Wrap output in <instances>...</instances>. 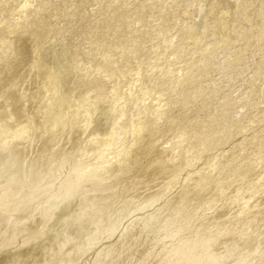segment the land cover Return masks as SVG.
<instances>
[{
	"label": "rangeland",
	"instance_id": "374dc122",
	"mask_svg": "<svg viewBox=\"0 0 264 264\" xmlns=\"http://www.w3.org/2000/svg\"><path fill=\"white\" fill-rule=\"evenodd\" d=\"M5 1L6 4H4ZM13 1L18 2L14 3ZM20 1L22 0H0V16L2 18L14 16L13 12L18 7L16 4L18 5ZM31 1L32 10L35 11L29 14L28 20L20 30L13 31L12 33L0 30V42L3 45H10L11 47L10 53L0 58V95L5 93L6 88L11 85H13L11 97L17 93L24 94L23 105L22 108L20 107V111L18 110L19 112L14 110L15 108H13V111L10 109L11 113L4 112L3 108H7L4 105L10 102V100L7 99L8 101H6L0 98V124L2 122L5 125H2L3 128L6 127L5 129H8L9 132L12 129L15 130V127L17 128L15 124L20 122L30 123L32 127H29V130L26 128L27 130L23 135H27L26 139L22 136L19 145L0 149V186L7 182L5 178H8L7 176L9 174L13 175V173L8 171L9 169L7 170V167H13V160L6 157L10 149L14 157L21 155L19 156L22 159L20 161L21 163L17 162L16 167L26 168L25 174L18 175L21 176V181L16 183L17 186L16 184L14 185L15 189L13 188V190L17 189L16 191H19L17 193L20 195L21 200L19 198V202H16L18 204L14 203L15 201L12 202L11 205L14 207L10 206L4 209L6 214L3 212L6 216L7 213L10 215V221L8 225H5V223L0 224V246L1 241L6 243L4 245L2 242V247H0V264H54L57 260L63 259L64 256H66L64 258L69 256L68 259H73L72 262L70 260L71 264H100L102 259L104 262L101 264H158L161 261L163 262L160 264H181L184 260H189L191 262L189 264H193V262H195L194 264H263L264 68H259L258 62L264 54V46H262L264 43H261L260 47L257 46L259 39L263 36L264 27L255 18L253 19L255 22L253 20L252 22L247 17V14L256 12L257 8L260 9L264 4V0H238L240 7L239 13L236 12L235 14L230 12L222 13V15L212 13L208 15L205 18L206 20H203L207 24L206 32L199 40L196 39L199 34L197 31H192L193 33L189 32L192 34H188V30L194 28L195 21L193 17L199 14V11L205 6V0H202V2L201 0ZM179 2L181 3L180 5ZM186 9H190L192 12L186 15ZM243 11L244 13H241ZM249 16L252 19V16ZM105 18L107 21L111 20L114 26L113 30L110 28L108 32H103V30H106L104 26L106 23ZM218 19L222 21L220 22ZM225 26H227V30H231L235 35L234 39L236 41L234 43H229V41L227 42L225 40L227 35H225L226 29L224 32ZM164 27L167 29L168 37H171L173 40L175 39L171 45L172 48L169 47L167 49L163 46L165 44L160 33ZM88 32L90 35L93 32L91 35L93 38ZM28 37L32 39L30 40L31 44H23ZM118 38L127 39L125 41L129 49L127 47H120L117 52L114 51V56L111 54L104 61L102 59L103 57H100L101 52H98L99 54L97 53L99 46H104L101 39L107 40L109 50H112L113 44L121 41ZM113 40H115V43L112 42ZM178 45H181L179 46V50ZM243 46H246L247 50L242 56L240 55L241 50L239 49ZM156 47L159 51L158 56H156L157 50H154ZM0 50L2 51V49ZM161 52L163 53L162 55ZM190 52L192 55H190ZM0 53V56H2V52ZM69 53L73 54L72 57L76 55L71 58V61L72 59L77 60L76 64L70 65L69 63L71 61L67 64L60 63L61 65L53 62L55 61L54 58L57 56L60 57L59 54L62 56L65 54L68 55ZM213 54L215 55L212 56ZM101 62L102 64H100ZM149 62L152 64L151 66ZM131 63L135 65H131ZM100 66L101 68H99ZM127 66L130 68L128 69ZM132 70L137 71L132 74L134 78L131 75L125 80H143L140 84L135 85L130 90L127 84L114 86V82L120 80L123 73ZM252 76H255L254 78L256 79L261 78L262 81L253 80ZM106 77L110 80L108 81ZM51 80H56L57 88H51ZM104 81L106 84L108 83V86ZM181 82H184L185 85ZM85 83L86 85L84 86ZM205 83L217 84L216 86L214 84L217 91L213 85L207 91L209 87H206L205 85L207 84ZM82 85L83 87L81 88ZM103 85H105V88ZM112 87L114 88L113 90ZM186 87L188 88L186 89ZM102 88L103 91H101ZM211 88L214 89L211 90ZM184 89H186L188 95ZM38 94L41 96L39 97ZM155 96H157L156 99ZM40 101L42 103H39ZM119 101H122V105ZM233 102L234 104H232ZM239 103L243 105L241 110L238 106ZM220 105H223L224 108ZM117 106L118 111L115 110ZM151 106V111L143 113L144 115L140 114L142 110H147L146 108ZM40 107H42V110ZM104 113L109 117L111 115V120H114H112L113 122H109L108 129L103 132V130H100L99 125L101 120H103ZM131 118L136 119L138 124ZM126 119L128 120V124L130 126L132 125L131 127L134 131L137 129L134 127H139L140 124L142 128V123L149 126L147 128L143 125V130L139 127L137 130H142H140V134L135 132V135H133V139L136 140L138 138L137 142L140 144H137L134 140V143L131 142L128 144L130 142L128 140L123 146L125 150H121L114 143V135L111 132L113 128L111 129V126H113L112 124L114 122L122 123ZM202 121L204 124H201V127L198 128ZM207 121L209 123L211 122L210 124L212 125L208 124ZM197 122H199L198 126L196 125ZM190 123L195 126L192 127ZM214 125L218 130L216 127H213ZM122 128L124 131L119 136L121 139H127L131 130L126 125H123ZM212 128L214 129L212 130ZM145 129L149 130L147 131ZM144 130L147 131L146 134ZM199 130L200 132H198ZM207 131L209 132L206 133ZM148 136L152 138L150 139ZM140 137L144 141V144L143 142L141 143ZM203 138L206 140H203ZM110 139L113 140L110 141ZM86 147H89V150H91L89 151ZM130 150L131 152H129ZM124 152L125 154L129 153L126 157L129 156L133 162L128 157V159L125 158L126 166L124 163H121L120 165L122 167L117 166V172L112 171L113 175L111 170L116 166L115 164L118 163L120 157H123ZM139 152L141 153L139 154L140 156L137 154ZM133 155H135V158H139L136 159V163L134 162L135 158ZM173 157L176 158L173 160L171 159ZM161 159L167 161L170 159V162L163 164V166H168L171 163L169 165L170 169L168 168L166 170L167 167L160 169L161 164L159 168V164L157 163H161ZM107 160H111L110 165L112 166H110L109 172L104 173V175L106 174L105 180L107 184L105 185L108 187L111 183H116L113 188L116 194L114 193L111 198H106L104 200L105 202H103V200H98V197H94L96 192L94 193V191L89 190L92 189L91 187L94 181H87L86 177L91 175V173H95L98 176L97 169L99 170V166L102 167V164ZM111 163H114V165ZM128 163H132V165H128ZM15 165L12 170L16 168ZM147 167H149V170L151 168H155V170L151 169L149 171L145 169ZM177 167L178 169H176ZM37 171L43 172H40L34 178L32 173ZM147 171L151 173L149 174ZM199 171L200 173H198ZM31 179L36 182L33 181L34 183L30 185L28 181ZM67 182H70L71 187H73L72 192L74 193H71V198L65 199L66 201L60 196L63 199L62 202L59 194L64 191L63 187ZM34 193H40V196L37 199L27 202V198ZM102 202L104 205L107 203L105 207ZM100 203L103 205L102 207ZM96 205L101 208H98ZM83 207L85 209L88 208V213L85 214L86 217L83 215L81 219L85 217L90 221L92 219L93 222L91 221L89 223V225L91 224L90 227L87 225L88 229L85 230V232L87 231L86 233L84 232L85 234L83 233L81 236L75 235V239L78 238L77 240H81L82 238V242H77V245L74 246L75 242L73 241L65 247L61 244V241L67 238L65 235H69L65 229L66 221H73L72 218L76 217L81 211L80 208L82 209ZM55 208L56 213L54 212L51 220L48 219V222L46 217L48 218L47 215ZM91 209L92 211L94 209V211L91 212ZM96 210L98 213L95 212ZM92 215L95 217L94 220ZM91 216L92 218H90ZM101 216L105 218H100ZM22 217L25 219L19 225L17 222H20L19 220L23 219ZM17 219L19 220L16 221ZM95 219L99 221L96 220L95 222ZM23 222L24 224H22ZM94 222L95 224H92ZM0 223L2 222L0 221ZM61 229H65L63 230V232L65 231L63 235L61 234ZM112 229H114L113 232L111 231ZM8 234H10V237H14L12 238L13 240L10 239L12 242L8 239L10 238L7 237ZM39 235L40 237H38ZM2 236H4L3 239ZM27 236L28 238L30 236H37L36 240L33 241H38V249L35 251H40V256H35V251V253H26L27 247L24 249L19 247L23 239H26ZM196 239L198 241L202 239L203 242H199L202 243V245L200 244L201 247L200 245L198 246L199 243H197L198 241ZM33 241H30V244L35 245ZM187 243H193L192 245L196 243L197 245L195 244L190 249L191 251L188 249L183 250V252H175L172 250L177 244ZM30 244L28 248L31 247ZM2 248L6 250L4 249L3 251ZM110 248L113 250L110 251L111 253L108 251ZM72 250L73 252L70 254ZM196 250L199 252V255ZM184 251L185 253L187 252L186 255ZM104 252L107 253L105 254ZM167 252H171L169 253L170 255L167 256ZM29 254L32 256L29 257ZM164 254L167 257H163ZM175 254L176 256H174ZM105 255L107 256L105 257ZM171 255L174 256H172V260L168 259ZM195 257H197L198 263L193 261Z\"/></svg>",
	"mask_w": 264,
	"mask_h": 264
},
{
	"label": "bare ground",
	"instance_id": "6f19581e",
	"mask_svg": "<svg viewBox=\"0 0 264 264\" xmlns=\"http://www.w3.org/2000/svg\"><path fill=\"white\" fill-rule=\"evenodd\" d=\"M4 1V0H3ZM179 1V0H178ZM189 1V0H188ZM14 2V1H13ZM18 2V1H17ZM16 1L14 2V3H17ZM21 2V3H20ZM19 3H18V5L16 4V6H18L17 7V9H15V11L13 12L14 13V16H7V17H3L2 18V16H0L1 17V19H0V30H4V31H7V32H10V33H12L13 31H17V30H20L21 29V27L25 24V22L28 20V17L30 16L29 14H31L32 12H34L33 10H32V6H31V0H22V1H20ZM112 2H114V1H112ZM112 2H111V4H112ZM175 2H177V1H175ZM182 2V1H181ZM201 2H202V0H201ZM204 2V1H203ZM8 3H10V2H8ZM178 3V2H177ZM177 3H174V4H177ZM190 3V2H189ZM4 4H6V1H5V3ZM10 4H12V3H10ZM114 4V3H113ZM181 3L179 2V5H180ZM14 5V4H13ZM109 5V4H108ZM118 5V4H117ZM117 5H116V7H117ZM129 5V4H128ZM179 5H177V6H179ZM189 5V4H188ZM203 5H204V3H203ZM9 6V5H8ZM15 6V5H14ZM43 6V5H42ZM41 6V7H42ZM172 6V5H171ZM186 6H187V3H186ZM185 6V7H186ZM247 6V5H246ZM11 7V6H10ZM13 7V6H12ZM110 7V6H109ZM108 7V8H109ZM123 7V6H122ZM126 7H128V6H126ZM184 7V8H185ZM202 7V6H201ZM260 7V6H259ZM2 8V7H1ZM14 8H16V7H14ZM13 8V9H14ZM188 8V7H187ZM243 8V7H242ZM12 9V8H11ZM111 9V8H110ZM113 9H115V8H113ZM171 9H173L172 7H171ZM239 9H240V7H239V1L238 0H205V6L199 11V14H197L195 17H193V19H194V21H195V23H194V28H192L191 30H188V34H192L193 32L192 31H197L199 34L197 35V37L198 38H196L197 40H199L200 39V37L206 32L205 30H206V27H207V24H205L204 23V21L203 20H206L205 18L208 16V15H210V14H221L222 15V13H235L236 14V12H238L239 11ZM251 9V8H250ZM109 10V9H108ZM170 10V9H169ZM193 10V9H192ZM247 10V9H246ZM110 11V10H109ZM114 11H116V10H114ZM245 11V10H244ZM244 11L243 12H241V13H244ZM192 11L190 10V9H186L185 10V14L186 15H189L190 13H191ZM108 13V12H107ZM110 13H112L111 11H110ZM114 13V12H113ZM179 13V12H178ZM239 13V12H238ZM1 14V13H0ZM247 14V13H246ZM109 15V14H108ZM167 15V14H166ZM181 15V14H180ZM248 16L247 17H249V19L252 21L254 18L256 19V21H260L259 22V24L260 25H262L263 27H264V4L261 6V8L260 9H258L257 8V10H256V12L254 11V12H252V14L250 13V14H247ZM249 15H251L252 16V19L250 18V16ZM106 16V15H105ZM104 16V17H105ZM110 16V15H109ZM174 16V15H173ZM194 16V15H193ZM215 16V15H214ZM217 16V15H216ZM244 16V15H243ZM112 17V16H111ZM110 17V18H111ZM116 17V16H115ZM118 17V16H117ZM230 17V16H229ZM234 17V16H233ZM107 18V17H106ZM106 18H105V20H106ZM113 18H114V16H113ZM112 18V19H113ZM121 18V17H120ZM164 18V17H163ZM178 18V17H177ZM222 18V17H221ZM260 18V19H259ZM114 19H116V18H114ZM113 19V20H114ZM122 19V18H121ZM120 19V20H121ZM192 19V18H191ZM223 19V18H222ZM248 19V20H249ZM219 20V19H218ZM237 20H238V18H237ZM247 20V21H248ZM150 21V20H149ZM192 21V20H191ZM220 22L222 21L221 19L219 20ZM235 21V20H234ZM250 21V22H251ZM254 21V20H253ZM252 21V22H253ZM186 22V21H185ZM229 22V21H228ZM255 22V21H254ZM163 23V22H162ZM166 23V22H165ZM225 23V22H224ZM168 24V23H167ZM185 24V23H184ZM221 24V23H220ZM238 24V23H237ZM112 25V26H111ZM187 25H189V24H187ZM186 25V26H187ZM251 25V24H250ZM105 27H106V30L104 31L103 30V32H108L109 30H110V28H111V30H113V24H112V22H111V20H106V23H105V25H104ZM135 26V25H134ZM164 26H165V24H164ZM170 26V25H169ZM222 25H220V27H221ZM99 27V26H98ZM124 27V26H123ZM166 27V26H165ZM163 28V31L159 34L160 36H161V38L164 40V44L165 45H163V46H165L167 49L169 48V47H171V45H172V43H174V40L170 37H168L169 35H167L168 33H167V29L166 28ZM189 27V26H188ZM193 27V26H192ZM226 27V28H225ZM224 27V32H225V29L227 30V26H225ZM101 28H102V26H101ZM133 28V27H132ZM185 28V27H184ZM222 28H223V26H222ZM232 28V27H231ZM230 28V29H231ZM239 28V27H238ZM93 29V28H92ZM95 29V28H94ZM171 29V28H170ZM188 29V28H187ZM186 29V30H187ZM219 29H221V28H219ZM264 29V28H263ZM262 29V30H263ZM91 30V29H90ZM169 30V29H168ZM173 30V29H172ZM176 30V29H175ZM208 30V29H207ZM223 30V29H222ZM221 30V31H222ZM234 30V29H233ZM259 30H261V29H259ZM95 31V30H94ZM93 31V32H94ZM178 31V30H177ZM93 32L91 33V35L93 34ZM126 32V31H125ZM158 32V31H157ZM189 32H192V33H189ZM263 32V31H262ZM89 33V32H88ZM173 33V32H172ZM218 33V32H217ZM261 33V32H260ZM123 34V33H122ZM170 34H171V30H170ZM187 33H186V35H188ZM208 34V33H207ZM227 34V35H226ZM248 34V33H247ZM16 35H20V34H16ZM89 35H90V33H89ZM90 35V36H91ZM103 35V34H102ZM109 35V34H108ZM124 35V34H123ZM185 35V34H184ZM185 35V36H186ZM225 35H226V41L228 42L229 41V43H234L236 40L234 39V37H235V35L231 32V30H227L226 31V33H225ZM224 35V36H225ZM89 36V37H90ZM106 36H107V34H106ZM189 36V35H188ZM92 37V36H91ZM100 37H102V36H100ZM104 37V36H103ZM127 37V36H126ZM159 37V36H158ZM192 37V36H191ZM247 37V36H246ZM93 38V37H92ZM135 38V37H134ZM160 38V37H159ZM242 38V37H241ZM244 38V37H243ZM257 38H258V36H257ZM88 39V38H87ZM107 39V38H106ZM119 40H121L120 42H118L117 44H113V46H112V50H109V47H108V45H107V43H108V41L107 40H105V39H101V42L103 43V45L104 46H99V49H98V51H97V53L98 52H101L100 53V57L102 58V59H104V61L105 60H107L109 57H110V55L111 54H113L114 53V51H116L117 52V50L118 49H120V47H127V43H126V41L125 40H127V39H120V38H118ZM186 39V38H185ZM207 39V38H206ZM239 39V38H238ZM245 39V38H244ZM30 40H32V39H30V37H28V39L26 40V41H24V43L23 44H25V45H28V44H31L30 42ZM115 40H117L116 38H115ZM115 40H113L112 42H114L115 43ZM233 40V41H232ZM253 40V39H252ZM86 41V40H85ZM118 41V40H117ZM116 41V42H117ZM248 41V40H247ZM100 42V43H101ZM129 42V41H128ZM159 42H160V40H159ZM158 42V43H159ZM162 42V41H161ZM186 42V41H185ZM257 42V41H256ZM45 43V42H44ZM177 43V42H176ZM175 43V44H176ZM199 43H200V41H199ZM261 43H264V33H263V36L259 39V43H258V46L257 47H260L261 45ZM34 44V43H33ZM42 44V43H41ZM82 44V43H81ZM99 44V43H98ZM105 44H106V46H105ZM111 44V43H110ZM155 44H156V42H155ZM161 44V43H160ZM160 44H159V46H160ZM194 44V43H193ZM206 44V43H205ZM225 44V43H224ZM256 44V43H255ZM154 45V44H153ZM158 45V44H157ZM210 45V44H209ZM233 45V44H232ZM33 46V45H32ZM82 46V45H81ZM131 46V45H130ZM142 46H144V45H142ZM152 46V45H151ZM155 46V45H154ZM162 46V45H161ZM179 46H181V45H178V50H179ZM223 46H225V45H223ZM262 46H264V44L262 45ZM25 47V46H24ZM96 47H97V44H96ZM164 47V48H165ZM198 47V46H197ZM226 47V46H225ZM241 47V46H240ZM10 45H3L1 42H0V49H2V51L0 50V52H2V56H0V58H3V57H5L6 56V54H9L10 53ZM30 48H32V47H30ZM74 48V47H73ZM128 48V47H127ZM172 48V47H171ZM174 48H176V47H174ZM173 48V49H174ZM195 48H196V46H195ZM215 48V47H214ZM101 49V50H100ZM129 49V48H128ZM150 49V48H149ZM152 49V48H151ZM159 49V48H158ZM161 49V48H160ZM167 49H166V51H167ZM259 49V48H258ZM25 50V49H24ZM68 50V49H67ZM74 50V49H73ZM97 50V49H96ZM122 50V49H121ZM124 50V49H123ZM131 50V49H130ZM138 50V49H137ZM154 50H157V47H156V49H154ZM164 50V49H163ZM195 50V49H194ZM200 50V49H199ZM202 50V49H201ZM212 50V49H211ZM239 50H241V54L240 55H242L243 56V54L245 53V51L247 50V48H246V46L244 47H242V48H240ZM32 51V50H31ZM143 51V50H142ZM180 51H183V50H180ZM193 51V50H192ZM196 51V50H195ZM115 52V53H116ZM119 52V51H118ZM130 52H132V51H130ZM146 52V51H145ZM150 52H151V50H150ZM158 50H157V53H156V56H158ZM162 52H164V51H162ZM161 52V55L163 54ZM68 53V52H67ZM95 53V52H94ZM120 53H122L121 51H120ZM119 53V54H120ZM126 53V52H125ZM129 53V52H128ZM140 53V52H139ZM171 53V52H170ZM184 53V52H183ZM191 53V52H190ZM240 53V52H239ZM264 53V52H263ZM1 54V53H0ZM57 54V53H56ZM63 54V53H62ZM99 54V53H98ZM118 54V53H117ZM127 54V53H126ZM149 54V53H148ZM167 54V53H166ZM165 54V55H166ZM210 54H211V52H210ZM31 55V54H30ZM60 55V57H56V58H54L55 59V61H53V62H56L57 64L59 63H62V64H67V63H69L70 61H71V58H73V57H75V56H73L72 57V55L73 54H68V55H62L61 56V54H59ZM121 55H123V54H121ZM144 55H146V54H144ZM160 55V54H159ZM190 55H192V53L190 54ZM209 55V54H208ZM215 54H213L212 56H214ZM238 55V54H237ZM32 56V55H31ZM35 56H36V54H35ZM92 56V55H91ZM112 56H114V54L112 55ZM115 56H117V55H115ZM129 56V55H128ZM140 56V55H139ZM147 56V55H146ZM205 56V55H204ZM250 56V55H249ZM262 56V55H261ZM81 57V56H80ZM126 57V56H125ZM141 57V56H140ZM150 57V56H149ZM151 57H153L152 55H151ZM150 57V58H151ZM163 57V56H162ZM208 57V56H207ZM239 57V56H238ZM161 58V57H160ZM174 58V57H173ZM181 58V57H180ZM218 58V57H217ZM222 58V57H221ZM233 58V57H232ZM75 59V58H74ZM101 59V60H102ZM118 59V58H117ZM122 59V58H121ZM136 59H137V57H136ZM140 59V58H139ZM152 59V58H151ZM163 59V58H162ZM209 59V58H208ZM216 59V58H215ZM220 59V58H219ZM224 59V58H223ZM98 60V59H97ZM131 60H132V58H131ZM138 60V59H137ZM213 60V59H212ZM218 60V59H217ZM76 59L75 60H73L72 59V61H71V63H69L70 65H72V64H76ZM116 61H118V60H116ZM115 61V62H116ZM122 61V60H121ZM139 61V60H138ZM148 61V60H147ZM154 61V60H153ZM178 61V60H177ZM216 61V60H215ZM107 62V61H106ZM106 62H104V63H106ZM120 62V61H119ZM123 62V61H122ZM131 62V61H130ZM152 62V61H151ZM207 62H210V61H207ZM52 63V62H51ZM99 63V62H98ZM109 63V62H108ZM128 63V62H127ZM135 63V62H134ZM137 63V62H136ZM139 63V62H138ZM137 63V64H138ZM175 63V62H174ZM183 63V62H182ZM181 63V64H182ZM213 63V62H212ZM100 64H102V62L100 63ZM126 64V63H125ZM140 64V63H139ZM149 64H150V62H149ZM206 64V63H205ZM218 64V63H217ZM61 65V64H60ZM110 65V64H109ZM124 65V64H123ZM128 65V64H127ZM131 65H133L132 63H131ZM130 65V66H131ZM135 65V64H134ZM133 65V66H134ZM152 64H150V66H151ZM258 65H259V68H264V54H263V56H262V58H260V60H259V62H258ZM106 66V65H105ZM129 66V65H128ZM128 66H127V68H128ZM121 67V66H120ZM123 67H126V66H123ZM136 67H137V65H136ZM142 67V66H141ZM145 67V66H144ZM177 67V66H176ZM99 68H101V66L99 67ZM130 68V67H129ZM128 68V69H129ZM135 68V67H134ZM137 68H139V66L137 67ZM136 68V69H137ZM190 68V67H189ZM214 68V67H213ZM218 68V67H217ZM52 69V68H51ZM120 69V68H119ZM141 69V68H140ZM144 69V68H143ZM142 69V70H143ZM171 69H173V68H171ZM177 69H179V68H177ZM176 69V70H177ZM215 69V68H214ZM139 70V69H138ZM146 70V69H145ZM186 70V69H185ZM197 70V69H196ZM260 70V69H259ZM42 71V70H41ZM101 71V70H100ZM122 71V70H121ZM140 71V70H139ZM178 71V70H177ZM195 71V70H194ZM99 72V71H98ZM122 72H124V71H122ZM127 72V71H126ZM123 73L122 75H121V77H120V80H114L115 82H114V86H118V85H121V84H127L129 87H128V89L130 90L131 88H133L135 85H137V84H140L143 80H139V79H137V80H131V81H129V80H125L126 78H128L129 76H131L132 74H134V73H136L137 71L136 70H132V71H128L127 73ZM257 72V71H256ZM1 73V72H0ZM101 73V72H100ZM171 73V72H170ZM170 73H169V75H170ZM174 73V72H173ZM210 73V72H209ZM96 74V73H95ZM214 74V73H213ZM245 74V73H244ZM177 75V74H176ZM240 75V74H239ZM247 75V74H246ZM257 75V74H256ZM49 76H51V75H49ZM79 76V75H78ZM166 76V75H165ZM52 77V76H51ZM109 77V76H108ZM114 77V76H113ZM131 77H133V75L131 76ZM130 77V78H131ZM255 76H252V78H253V80L255 79V80H261V78L260 79H256V78H254ZM46 78V77H45ZM99 78H101V77H99ZM105 78V77H104ZM107 78V77H106ZM134 78V77H133ZM181 78V77H180ZM244 78V77H243ZM73 79H74V77H73ZM76 79V78H75ZM78 79V78H77ZM108 79V78H107ZM245 79V78H244ZM79 80H81V79H79ZM86 80V79H85ZM110 79H108V81H109ZM87 81V80H86ZM89 81V80H88ZM99 82H100V80H98ZM163 81V80H162ZM162 81H161V83H162ZM185 81V80H184ZM214 81V80H213ZM241 81V80H240ZM262 81V80H261ZM77 82V81H76ZM83 82V81H82ZM96 82V81H95ZM111 82V81H110ZM109 82V83H110ZM145 82V81H144ZM165 82H167V81H165ZM190 82V81H189ZM242 82V81H241ZM78 83H80V82H78ZM104 83L106 84V82L104 81ZM113 83V82H112ZM111 83V84H112ZM158 83V82H157ZM182 83V82H181ZM244 83H245V81H244ZM248 83V82H247ZM257 83V82H256ZM83 84V83H82ZM103 84V83H102ZM108 84V83H107ZM106 84V85H107ZM148 84H149V82H148ZM173 84V83H172ZM182 84H184L185 85V83L183 82ZM205 84H207V83H205ZM215 84V83H214ZM214 84H207V85H205L206 87H209L208 88V90L207 91H209V89H210V87H212L211 85H213L214 86ZM243 84V83H242ZM246 84V83H245ZM79 85H81V84H79ZM86 85V83L84 84V86ZM152 85H154V84H152ZM157 85H159V84H157ZM183 85V86H184ZM202 85V84H201ZM209 85V86H208ZM217 84H215V86H216ZM50 86H51V88L53 89V88H57V82H56V80H51V84H50ZM94 86V85H93ZM92 86V87H93ZM100 86V85H99ZM105 85H103V87H104ZM108 86V85H107ZM179 86V85H178ZM203 86V85H202ZM214 86V87H215ZM241 86V85H240ZM244 86V85H243ZM263 86V85H262ZM61 87V86H60ZM79 87V86H78ZM83 87V85L81 86V88ZM101 87V86H100ZM111 87V86H110ZM110 87H107V88H110ZM141 87V86H140ZM154 87V86H153ZM172 87V86H171ZM170 87V88H171ZM80 88V89H81ZM105 88V87H104ZM116 88V87H115ZM142 88H144L143 86H142ZM148 88V87H147ZM182 88V87H181ZM188 87H186V89H187ZM195 88H196V86H195ZM203 88H204V86H203ZM202 88V89H203ZM216 88V87H215ZM12 89H13V85H11V86H8L7 88H6V90H5V93H3L4 92V90H3V94H1L0 95V98H3V100H6V101H8L7 99H9L10 100V102H8V103H5V105H7V106H5L4 105V107H7V108H3V111L4 112H10V109H12V111H13V108H15L14 110H19V109H21L22 108V105H23V99H24V94H22V93H17L16 95H13L12 97H11V92H12ZM75 89V88H74ZM77 89V88H76ZM79 89V90H80ZM114 88L112 87V90H113ZM119 89V88H118ZM122 89V88H121ZM139 89V88H138ZM141 89V88H140ZM186 89H184V91H185V93H186ZM201 89V88H200ZM199 89V90H200ZM214 89V88H213ZM212 88H211V90H213ZM10 90V92H8ZM54 90H56V89H54ZM145 90H146V88H145ZM182 90V89H181ZM180 90V91H181ZM234 90V89H233ZM101 91H103V88H102V90ZM111 91V90H110ZM148 91V90H147ZM160 91V90H159ZM196 91V90H195ZM204 91V90H203ZM206 91V92H207ZM216 91H217V88H216ZM219 91V90H218ZM116 92V91H115ZM127 92V91H126ZM173 92V91H172ZM187 92H188V90H187ZM194 92V91H193ZM197 92V91H196ZM201 92V91H200ZM200 92H198V93H200ZM205 92V91H204ZM211 92V91H210ZM103 93V92H102ZM101 93V94H102ZM182 93V92H181ZM180 93V94H181ZM119 94V93H118ZM123 94V93H122ZM161 94V93H160ZM159 94V95H160ZM187 94V93H186ZM185 94V95H186ZM196 94V93H195ZM243 94V93H242ZM103 95V94H102ZM188 95V94H187ZM38 96L40 97L41 95L40 94H38ZM114 96V95H113ZM112 96V97H113ZM123 96H125L124 94H123ZM122 96V97H123ZM161 96V95H160ZM205 96V95H204ZM105 97V96H104ZM156 97L157 96H155V99H156ZM180 97H181V95H180ZM188 97V96H187ZM244 97V96H243ZM14 98V99H13ZM26 98V97H25ZM117 98H118V96H117ZM126 98H127V96H126ZM154 98V97H153ZM189 98V97H188ZM230 98V97H229ZM232 98V97H231ZM40 99V98H39ZM124 99V98H123ZM154 99V100H155ZM159 99V98H158ZM175 99V98H174ZM183 99V98H182ZM41 100V99H40ZM105 100V99H104ZM119 100V99H118ZM121 100V99H120ZM153 100V99H152ZM169 100H171V99H169ZM5 101V102H6ZM106 101V100H105ZM123 101V100H122ZM122 101L120 102V104L122 105ZM156 101V100H155ZM180 101V100H179ZM184 101V100H183ZM111 102V101H110ZM124 102H126V101H124ZM228 102V101H227ZM226 102V103H227ZM263 102V101H262ZM39 103H42L41 101L39 102ZM38 103V104H39ZM155 103V102H154ZM162 104H164L163 102H161ZM189 103V102H188ZM193 103H195V102H193ZM222 103V102H221ZM224 103H225V101H224ZM236 103V102H235ZM37 104V105H38ZM119 104V105H120ZM161 104V105H162ZM167 104H169V103H167ZM232 104H234V102L232 103ZM244 104V103H243ZM21 105V106H20ZM121 105H120V107H121ZM125 105V104H124ZM137 105V104H136ZM160 105V106H161ZM165 105V104H164ZM219 105V104H218ZM224 105V104H223ZM222 105V106H223ZM228 105V104H227ZM42 106V105H41ZM158 106V105H157ZM173 106V105H172ZM221 106V105H220ZM221 106V107H222ZM229 106H231V105H229ZM238 106L240 107V110H241V107L243 106L242 105V103H239L238 104ZM245 106V105H244ZM9 107H11V108H9ZM21 107V108H20ZM116 107V106H115ZM155 107H156V105H155ZM177 107V106H176ZM220 107V108H221ZM41 108V110H42V107H40ZM151 108H152V106L151 107H147L146 109L147 110H142L141 112H140V114H143V113H146V112H148V111H151ZM219 108V107H218ZM217 108V109H218ZM223 108H224V106H223ZM228 108V107H227ZM243 108V107H242ZM38 109V108H37ZM36 109V110H37ZM119 109H121V108H119ZM142 109V108H141ZM144 109V108H143ZM153 109H154V107H153ZM157 109H158V107H157ZM159 109H161V108H159ZM222 109V108H221ZM40 110V111H41ZM116 111H118V106H117V108L115 109ZM20 111V110H19ZM18 111V112H19ZM153 111V110H152ZM221 111V110H220ZM17 112V113H18ZM95 112V111H94ZM115 112V111H114ZM120 112V111H119ZM11 113V112H10ZM107 113V112H106ZM217 113V112H216ZM1 114H2V112H1ZM108 114V113H107ZM107 114H105L104 113V116H103V120H101V122H100V130L102 131L103 130V132L106 130V129H108L107 128V126H109V122L110 121H112V120H114V119H112L111 120V115H110V117L107 115ZM118 114V113H117ZM121 114V113H120ZM156 114V113H155ZM214 114V113H213ZM217 114H219V113H217ZM223 114H225V113H223ZM234 114V113H233ZM17 115V114H16ZM31 115V114H30ZM122 115V114H121ZM138 115V114H137ZM144 115V114H143ZM4 116V115H3ZM14 116V115H13ZM115 116V115H114ZM155 116V115H154ZM5 117V116H4ZM10 117V116H9ZM117 117V116H116ZM119 117V116H118ZM132 117V116H131ZM222 117V116H221ZM21 118V117H20ZM153 118V117H152ZM160 118V117H159ZM176 118V117H175ZM209 118V117H208ZM219 118V117H218ZM225 118V117H224ZM254 118V117H253ZM15 119V118H14ZM129 119V118H128ZM133 121L135 120L136 121V119H133V118H131ZM212 119V118H211ZM228 119V118H227ZM11 120V119H10ZM23 120V119H22ZM21 120V121H22ZM130 120V119H129ZM156 120V119H155ZM154 120V121H155ZM197 120V119H196ZM221 120V119H220ZM237 120V119H236ZM96 121H97V119H96ZM128 120L126 119L125 121H123L122 123L120 122H114V124H112L113 126H111V123H110V126H111V129L113 128V130H111V132H112V134L114 135L113 136V138H114V143L115 144H117V147L119 148V149H121V150H125V149H123V146H124V143L126 144L127 142H128V140L130 141V142H128V144H130L131 142L132 143H134L133 142V135H135V132H138V134H140V132L143 130L142 128H143V125H145L146 126V124H143L142 123V128L140 127L141 126V124L139 125V127L142 129H140V130H137V129H139V127H134V128H137L135 131L134 130H132V125L130 126L129 124H128V122H127ZM131 121V120H130ZM180 121V120H179ZM201 121V120H200ZM206 121V120H205ZM252 121V120H251ZM50 122V121H49ZM113 122V121H112ZM156 122H157V120H156ZM171 122V121H170ZM191 122V121H190ZM194 122V121H193ZM192 122V123H193ZM196 122V121H195ZM208 122V121H207ZM253 122V121H252ZM18 123V122H17ZM130 123V122H129ZM133 123V122H132ZM136 123H137V121H136ZM145 123V122H144ZM147 123V122H146ZM148 123H149V121H148ZM147 123V124H148ZM192 123H190V125L192 124ZM198 123L199 122H197V126H198ZM211 123V122H210ZM209 122H208V124H210ZM215 123H217V122H215ZM222 123V122H221ZM242 123V122H241ZM249 123V122H248ZM138 124V123H137ZM150 124V123H149ZM201 124H204L203 123V121L200 123V125L198 126V128L199 127H201ZM205 124H206V122H205ZM2 125H4V124H2V122H1V124H0V149H3V148H6V147H12L13 145L15 146H17V145H19V142H20V140H22L21 139V137L24 135V133H25V131L29 128V127H31V124L30 123H26V122H24V123H18V124H15L16 126H17V128L15 127V130L14 129H12V130H10L11 132H9V130L8 129H5L6 127H4L3 128V126ZM49 125V124H48ZM52 125V124H51ZM123 125H126V126H128L129 128H130V130H131V132L128 134V137H127V139L125 138H120V136H121V134H122V131H124V129L122 128L123 127ZM151 125V124H150ZM157 125V124H156ZM168 125V124H167ZM170 125V124H169ZM207 125V124H206ZM210 125H212V124H210ZM215 125H218V124H215ZM213 126L214 128L216 127V126ZM233 125V124H232ZM235 125V124H234ZM5 126V125H4ZM135 126H137V125H135ZM147 126H149V125H147ZM146 126V127H147ZM155 126V125H154ZM193 126H195V125H193L192 124V127ZM222 126H225V125H222ZM228 126V125H227ZM146 127H144V128H146ZM203 127V126H202ZM206 127V126H205ZM263 127V126H262ZM27 128V129H26ZM32 128V127H31ZM148 128V127H147ZM197 128V129H198ZM207 128V127H206ZM214 128H212V130L214 129ZM34 129V128H33ZM195 129H196V127H195ZM194 129V130H195ZM208 129V128H207ZM206 129V130H207ZM216 129H217V127H216ZM29 130V129H28ZM145 130H147V129H145ZM144 130V131H145ZM149 130V129H148ZM147 130V131H148ZM152 130V129H151ZM150 130V131H151ZM166 130V129H165ZM193 130V131H194ZM209 130H211V129H209ZM218 130V129H217ZM221 130V129H220ZM147 131H145V134H146V132ZM197 131V130H196ZM201 131H203L202 129H201ZM198 132H200V130L198 131ZM209 131H207L206 133H208ZM221 132V131H220ZM31 133V132H30ZM106 133V132H105ZM109 133V132H108ZM144 133V132H143ZM164 133V132H163ZM192 133V132H191ZM195 133V132H194ZM204 133H205V131H204ZM28 134V133H27ZM31 134H33V133H31ZM107 134V133H106ZM111 134V135H112ZM137 134V133H136ZM144 134V135H145ZM151 134H152V132H151ZM162 134V133H161ZM196 134V133H195ZM215 134V133H214ZM220 134V133H219ZM30 135V134H29ZM120 135V136H119ZM143 135V136H144ZM148 135H149V133H148ZM202 135V134H201ZM205 135H207V134H205ZM210 135V134H209ZM218 135V134H217ZM224 135V134H223ZM258 135V134H257ZM26 136L27 135H25V136H23V138L25 137V139H26ZM32 136V135H31ZM136 136H139V135H136ZM143 136H142V138H143ZM152 136V135H151ZM29 137V136H28ZM108 137H109V134H108ZM135 137V136H134ZM149 137V136H148ZM156 137V136H155ZM205 137V136H204ZM207 137V136H206ZM112 138V137H111ZM136 138V137H135ZM141 137H140V140L142 139ZM150 138V137H149ZM152 138V137H151ZM150 138V139H151ZM215 138V137H214ZM28 139V138H27ZM97 139H98V137H97ZM145 139V138H144ZM148 139V138H147ZM150 139H149V142H150ZM200 139H201V137H200ZM208 139V138H207ZM221 139V138H220ZM262 139V138H261ZM104 140V139H103ZM111 140H113V139H110V141ZM198 140V139H197ZM203 140H206V139H204L203 138ZM95 141V140H94ZM101 141V140H100ZM134 141H138V138H136V140H134ZM145 141H146V139H145ZM135 142V143H136ZM143 142V144H144V141H142L141 140V143ZM146 142H148V141H146ZM145 142V143H146ZM208 142H210L209 140H208ZM226 142V141H225ZM113 143V144H114ZM169 143V142H168ZM170 143H172V142H170ZM263 143V142H262ZM92 144V143H91ZM128 144H127V146H128ZM137 144H140V143H138L137 142ZM143 144H141V145H143ZM147 144V143H146ZM150 144V143H149ZM148 144V145H149ZM167 144V143H166ZM208 144V143H207ZM210 144H211V142H210ZM251 144V143H250ZM87 145H88V143H87ZM96 145V144H95ZM107 145V144H106ZM134 145H136V144H134ZM140 145V146H141ZM206 145V144H205ZM261 145V144H260ZM84 146H85V144H84ZM89 146H90V144H89ZM131 146H133L132 144H131ZM130 146V147H131ZM139 146V148H141ZM168 146H169V144H168ZM134 147V146H133ZM150 147V146H149ZM165 147H167V146H165ZM211 147H212V145H211ZM7 148V149H8ZM87 148V147H86ZM95 148V147H94ZM136 148V147H135ZM135 148H132V149H135ZM169 148V147H168ZM83 149V148H82ZM88 150H89V147L87 148ZM86 149V150H87ZM129 149V148H128ZM131 149V148H130ZM209 149V148H208ZM11 150V149H10ZM9 150V152H8V155L6 156L7 158H10V159H12L13 161V167H14V165L17 163V162H20L22 159H20V157L19 156H21V155H19V156H17V157H14L12 154H11V151ZM91 150V149H90ZM89 150V151H90ZM120 150V151H121ZM135 150H137V149H135ZM85 151V150H84ZM83 151V152H84ZM133 151V150H132ZM138 151H140V150H138ZM162 151V150H161ZM165 151H167V150H165ZM174 151V150H173ZM191 151V150H190ZM199 151V150H198ZM1 152V151H0ZM129 152H131V150L129 151ZM137 152V151H136ZM151 152V151H150ZM150 152H148V153H150ZM201 152V151H200ZM145 153V152H144ZM147 153V152H146ZM78 154V153H77ZM105 154V153H104ZM127 154H129V153H127ZM127 154H125V152H124V155H123V157H124V159H123V157L121 158L120 157V159L118 160V163L117 164H115L116 166H114V168H116L117 166H121L120 164L122 163H126V161H125V158L126 159H128L129 158V156H127L126 157V155ZM132 154V153H131ZM130 154V155H131ZM135 154V153H134ZM138 155L139 154H141L140 152L139 153H137ZM136 154V155H137ZM188 154V153H187ZM256 154V153H255ZM83 155V154H82ZM95 155V154H94ZM137 155V156H138ZM142 155H143V153H142ZM158 155V154H157ZM163 155V154H162ZM171 155V154H170ZM13 157V158H11V157ZM78 156V155H77ZM85 156V155H84ZM99 156V155H98ZM134 156V158H135V155H133ZM140 156V155H139ZM117 157V156H116ZM131 158H132V156H130ZM166 157V156H165ZM172 157V156H171ZM254 157V156H253ZM94 158H96L95 156H94ZM101 158V157H100ZM176 158V157H175ZM174 157L173 158H171V159H175ZM178 158V157H177ZM185 158V157H184ZM136 159H139V158H135V160H134V162L136 161ZM152 159V158H151ZM164 159V158H163ZM129 160H132V159H130L129 158ZM162 160V159H161ZM161 160H159V161H161ZM170 159H168V161L167 160H162L161 161V163H157V164H159V168H160V164H161V168L160 169H164V168H166L167 167V169L166 170H168V168H169V165L171 164H167L168 166H166V165H164L163 166V164H165L166 162L168 163V162H170L169 161ZM7 161V160H6ZM90 161V160H89ZM125 161V162H124ZM179 161V160H178ZM10 162V161H9ZM110 162H111V160H107V161H105V163H103L102 164V167H100L99 166V170L97 169V171H98V176H97V174H95V173H91V175H88V177H86V179H87V181H94L93 183L94 184H96V185H94L93 183H92V189H89L90 191H94V193L96 192V194L94 195V197H98V200H103V202H105L104 200H106V198H111V196L112 195H114V193L116 194V192H115V190H113V188H114V185L116 184H110L108 187H106V180H105V175H104V173H107V172H109L108 170L110 169V166H112V165H110ZM128 162H130V161H128ZM131 162H133V160L131 161ZM153 163H154V161H152ZM158 162V161H157ZM172 162V161H171ZM21 163V162H20ZM136 163V162H135ZM134 163V164H135ZM155 163H156V161H155ZM177 163V162H176ZM81 164V163H80ZM111 164H113L114 165V163H111ZM129 164H131L132 165V163H128V165ZM133 164V165H134ZM150 164H152L151 162H150ZM150 164H148V165H150ZM127 165V166H128ZM156 165V164H155ZM154 165V166H155ZM182 165V164H181ZM188 165V164H187ZM208 165V164H207ZM9 166H11V165H9ZM17 166V164L15 165V167ZM125 166H126V164H125ZM151 166V165H150ZM157 166V165H156ZM156 166H155V168H156ZM12 167V168H13ZM75 167V166H74ZM73 167V168H74ZM122 167V166H121ZM130 167V166H129ZM132 167V166H131ZM158 167V166H157ZM3 168V167H2ZM12 168L11 167H7V170L10 172V173H13V175L12 174H9L7 177L8 178H5V176H4V178L5 179H7V182H5L4 183V185H2L1 184V186H0V221L2 222V223H0V224H4L5 223V225H8L9 224V221H10V215L7 213V216L6 215H4V214H6V212H5V210L4 209H6V208H9L10 206H13V205H11V203L12 202H14V203H16V202H19V196L20 195H18V193H19V191H16V190H13V188L15 189V184L17 183V182H19V181H21V176H18V175H20V174H25V169L24 168H18V167H16L15 169H13L12 170ZM77 168V167H76ZM112 168V167H111ZM113 168V169H114ZM127 168V167H126ZM149 167H147V168H145V169H148ZM151 168V167H150ZM155 168H151V169H154L155 170ZM213 168V167H212ZM259 168V167H258ZM264 168V167H263ZM5 169H6V167H5ZM111 170V172L112 171H114L115 173L117 172V168L115 169V170ZM128 169V168H127ZM150 169V170H151ZM170 169V168H169ZM176 169H178V167L176 168ZM183 169V168H182ZM185 169V168H184ZM244 169V168H243ZM121 170V169H120ZM126 170V169H125ZM149 170V169H148ZM149 170V171H150ZM173 170V169H172ZM233 170V169H232ZM264 170V169H263ZM145 171V170H144ZM201 171H203V170H201ZM241 171V170H240ZM239 171V172H240ZM40 172L42 173L43 171H37V172H34V173H32V176L35 178V177H37L38 176V174H40ZM82 172V171H81ZM148 172V171H147ZM153 172V171H152ZM175 172V171H174ZM181 172V171H180ZM179 172V173H180ZM243 172V171H242ZM250 172V171H249ZM3 173V172H2ZM6 173H7V171H6ZM121 173V172H120ZM149 173V172H148ZM151 173V172H150ZM149 173V174H150ZM154 173V172H153ZM163 173V172H162ZM198 173H200V171L198 172ZM202 173V172H201ZM1 174V173H0ZM4 174V173H3ZM112 174H113V172H112ZM156 174H157V172H156ZM176 174H178V173H176ZM114 175V174H113ZM123 175V174H122ZM208 175V174H207ZM246 175V174H245ZM17 176H18V178H17ZM25 176V175H24ZM31 176V177H32ZM43 176H44V174H43ZM124 176V175H123ZM243 176V175H242ZM41 177H42V174H41ZM96 177V178H95ZM118 177V176H117ZM122 177V176H121ZM193 177V176H192ZM30 178V177H29ZM28 178V179H29ZM33 178V179H34ZM38 178H40V177H38ZM43 178V177H42ZM111 178V177H110ZM116 178V177H115ZM178 178V177H177ZM3 179V178H2ZM1 179V180H2ZM33 179H31L30 181H28V182H30L29 184L31 185V183H34V182H36L35 180H33ZM37 179V178H36ZM95 179V180H94ZM118 179V178H117ZM201 179V178H200ZM206 179V178H205ZM115 180V179H114ZM120 180V179H119ZM34 181V182H33ZM40 181V180H39ZM86 181V180H85ZM141 181V180H140ZM172 181V180H171ZM225 181V180H224ZM27 182V183H28ZM116 182V181H115ZM196 182V181H195ZM199 182V181H198ZM219 182V181H218ZM243 182V181H242ZM0 183H1V181H0ZM22 184V183H21ZM24 184V183H23ZM28 184V185H29ZM37 184H38V182H37ZM106 184V185H105ZM109 184V183H108ZM166 184V183H165ZM260 184V183H259ZM75 185V184H74ZM85 185H86V183H85ZM90 185V184H89ZM191 185V184H190ZM16 186H17V184H16ZM23 186V185H22ZM36 186V185H35ZM31 187V186H30ZM75 187H76V185H75ZM20 188V187H19ZM32 188H34V187H32ZM79 188V187H78ZM257 188V187H256ZM22 189V188H21ZM116 189V188H115ZM199 189V188H198ZM203 189V188H202ZM49 190V189H48ZM63 192H61L60 194H59V197L61 196V197H63V199L65 200V199H69V197L71 198V193H74V192H72L73 191V187H71V184H70V182H67L66 184H65V186L63 187ZM70 190V191H69ZM88 190V189H87ZM86 190V191H87ZM88 190V191H89ZM35 191V190H34ZM89 191V192H90ZM117 191V190H116ZM18 192V193H17ZM185 192V191H184ZM256 192V191H255ZM31 193H33V192H31ZM204 193V192H203ZM241 193V192H240ZM26 194V193H25ZM24 194V195H25ZM164 194V193H163ZM183 194V193H182ZM63 195V196H62ZM71 195V196H70ZM78 195V194H77ZM184 195H185V193H184ZM257 195V194H256ZM23 196V195H22ZM40 196V193H34L33 195H30L28 198H27V202H30V201H32V200H34V199H37L38 197ZM187 196V195H186ZM185 196V197H186ZM254 196V195H253ZM263 196V195H262ZM61 197H60V199H61ZM181 197V196H180ZM183 197V196H182ZM48 198V197H47ZM117 198V197H116ZM242 198V197H241ZM63 199H61V201L63 202ZM194 199V198H193ZM262 199V198H261ZM20 200H21V198H20ZM93 200V199H92ZM97 200V199H96ZM152 200V199H151ZM252 200V199H251ZM36 201V200H35ZM51 201V200H50ZM66 201V200H65ZM95 201V200H94ZM157 201V200H156ZM180 201V200H179ZM61 202V203H62ZM102 202V203H103ZM107 202H109V201H107ZM119 202V201H118ZM151 202V201H150ZM184 202V201H183ZM13 203V204H14ZM56 203H58V202H56ZM91 203V202H90ZM97 203V202H96ZM95 203V204H96ZM135 203V202H134ZM204 203V202H203ZM232 203V202H231ZM251 203V202H250ZM249 203V204H250ZM16 204H18V203H16ZM60 204V203H59ZM93 204V203H92ZM107 204V203H106ZM105 204V205H106ZM15 205V204H14ZM57 205V204H56ZM65 205H66V203H65ZM64 205V206H65ZM97 205H98V203H97ZM96 205V206H97ZM103 205H104V203H103ZM103 205H101V203H100V206L102 207ZM105 205H104V207H105ZM111 205V204H110ZM146 205V204H145ZM237 205V204H236ZM16 206V205H15ZM84 206V205H83ZM86 206H88V204H86ZM90 206V205H89ZM99 206V207H100ZM108 206V205H107ZM151 206V205H150ZM171 206V205H170ZM190 206V205H189ZM221 206V205H220ZM264 206V205H263ZM2 207V208H1ZM14 207V206H13ZM39 207H40V205H39ZM56 207V206H55ZM62 207V206H61ZM68 207H69V205H68ZM67 207V208H68ZM73 207V206H72ZM90 207H93L94 208V206H90ZM98 207V206H97ZM98 207V208H99ZM100 207V208H101ZM110 207V206H109ZM108 207V208H109ZM111 207H112V205H111ZM110 207V208H111ZM143 207V206H142ZM149 207V206H148ZM261 207V206H260ZM57 208H58V206H57ZM96 208V207H95ZM94 208V209H95ZM136 208V207H135ZM145 208V207H144ZM168 208H170V207H168ZM227 208V207H226ZM10 209H13V208H10ZM63 209H64V207H63ZM62 209V210H63ZM88 209V208H87ZM87 209H85L84 207L81 209L80 208V213H78L77 215H76V217H74V218H72V220L73 221H66V230H67V232L69 233V235L67 234V232H66V234L68 235H65L66 237H64V238H66L64 241L62 240L61 242V244L63 245V246H65V247H67L66 245L67 244H69L70 242H75L74 243V246L75 245H77L76 243L78 242V243H80V241L82 242V238H81V240H77V239H75V235H77V236H81L84 232H85V230L86 229H88L87 227V225H89V223H91V221H92V219H91V221L90 220H88V218H85L86 217V213H88L87 212ZM90 209V208H89ZM94 209H93V211H94ZM97 209V208H96ZM137 209V208H136ZM1 210H4V211H1ZM56 208L51 212V213H49V215H47L48 216V218L46 217V220L48 221V219L49 220H51V216L54 214V212L56 213ZM68 210V209H67ZM97 210H99V209H97ZM95 211V212H97L98 213V211ZM166 210V209H165ZM164 210V211H165ZM173 210V209H172ZM247 210V209H246ZM264 210V209H263ZM35 211V210H34ZM59 211H60V209H59ZM59 211H57V212H59ZM92 211V209H91V212H93ZM101 211H102V209H101ZM108 211V210H107ZM106 211V212H107ZM112 211V210H111ZM214 211H216V210H214ZM254 211V210H253ZM3 212H5L4 214H3ZM94 212V213H95ZM100 212V211H99ZM243 212V211H242ZM63 213H64V210H63ZM112 213V212H111ZM123 213V212H122ZM134 213V212H133ZM162 213V212H161ZM62 214V213H61ZM96 214V213H95ZM83 215H85V217H84V219H81V217H83ZM94 215V214H93ZM92 215V216H93ZM97 215V214H96ZM100 215H102L101 213H100ZM59 216V215H58ZM88 217H89V215H87ZM92 216L90 217V218H92ZM95 216V215H94ZM93 216V220H94V217ZM104 216H106V215H104ZM112 216V215H111ZM187 216V215H186ZM192 216V215H191ZM23 218V217H22ZM64 218V217H63ZM97 218V217H96ZM100 218H105V217H103V216H101ZM100 218H99V220H100ZM161 218V217H160ZM25 218H23V219H17L16 221H20V222H17L19 225H21L20 223L24 220ZM53 219V218H52ZM60 219V218H59ZM155 219V218H154ZM158 219V218H157ZM196 219V218H195ZM229 219V218H228ZM243 219V218H242ZM246 219V218H245ZM244 219V220H245ZM65 220V219H64ZM96 220L97 221H99L98 219H95V222H96ZM103 220V219H102ZM121 220V219H120ZM42 221V220H41ZM253 221V220H252ZM49 222V221H48ZM56 222V221H55ZM59 222V221H58ZM65 222V221H64ZM68 222V223H67ZM93 222V221H92ZM95 222L94 223H92V224H95ZM246 222V221H245ZM7 223V224H6ZM42 223V222H41ZM22 224H24V222L22 223ZM25 224H26V222H25ZM40 224V223H39ZM111 224V223H110ZM13 225V224H12ZM11 225V226H12ZM35 225V224H34ZM59 225V224H58ZM91 225V224H90ZM90 225H89V227H90ZM114 225V224H113ZM191 225H192V223H191ZM209 225V224H208ZM235 225V224H234ZM249 225V224H248ZM55 226V225H54ZM60 226V225H59ZM63 226V225H62ZM111 226V225H110ZM115 226V225H114ZM35 227H37V226H35ZM64 227V226H63ZM31 228V227H30ZM222 228V227H221ZM246 228V227H245ZM39 229V228H38ZM37 229V230H38ZM44 229V228H43ZM65 229H63V230H65ZM197 229V228H196ZM62 230V229H61ZM63 230H62V233H61V231H60V233L63 235V233L65 232H63ZM195 230V229H194ZM243 230V229H242ZM6 231V230H5ZM35 231V230H34ZM112 232L114 231V229H112L111 230ZM28 232V231H27ZM31 232V231H30ZM87 232V231H86ZM85 232V233H86ZM236 232V231H235ZM29 233V232H28ZM33 233V232H32ZM36 233H38V232H36ZM35 233V234H36ZM40 233V232H39ZM58 233H59V231H58ZM84 233V234H85ZM116 233V232H115ZM191 233V232H190ZM199 233V232H198ZM216 233H218V232H216ZM225 233H226V231H225ZM227 233H228V231H227ZM237 233V232H236ZM42 234V233H41ZM109 234H110V231H109ZM126 234V233H125ZM224 234V233H223ZM222 234V235H223ZM241 234V233H240ZM259 234V233H258ZM5 235H6V233H5ZM10 234H8V236L7 237H10L9 236ZM12 235V234H11ZM111 235H112V233H111ZM236 235V234H235ZM13 236V235H12ZM23 236V235H22ZM57 236H58V234H57ZM56 236V237H57ZM193 236V235H192ZM237 236V235H236ZM3 237L4 236H2V239H3ZM6 237V236H5ZM38 237H40V235L38 236ZM0 238H1V236H0ZM12 238H14V237H10V238H8L9 240L10 239H12ZM34 238V239H33ZM36 238H37V236H34V237H29L28 238V236H27V238L25 239H23V242H22V244H21V246H19V247H22L23 249L24 248H26L27 247V251H26V253L28 252V253H32V252H34L35 250H37L38 249V246H37V244H38V241L37 242H34L33 240H36ZM61 238H63V237H61ZM80 238V237H79ZM124 238V237H123ZM189 238V237H188ZM195 238V237H194ZM202 238V237H201ZM39 239V238H38ZM37 239V240H38ZM85 239V238H84ZM169 239V238H168ZM187 239V238H186ZM13 240V239H12ZM89 240V239H88ZM123 240V239H122ZM197 240V239H196ZM198 240H199V238H198ZM197 240V241H198ZM4 241H6L7 242V240L6 239H4ZM11 241V240H10ZM30 241H33L34 243H35V245H33V244H30ZM59 241V240H58ZM57 241V242H58ZM200 241H202V239L200 240ZM200 241H198L197 243H199ZM252 241V240H251ZM3 241H1V246L0 247H2V244L4 243V245L6 244L5 242H3ZM9 242V241H8ZM12 242V241H11ZM15 242V241H14ZM124 242V241H123ZM186 242V241H185ZM188 242V241H187ZM203 242V241H202ZM32 243V242H31ZM10 244V243H9ZM31 245V247H29L28 248V245ZM193 243H191V244H177L175 247H174V245H172L174 248L172 249L173 251H175V252H183V250H190L192 247H194V245L196 244H194V245H192ZM202 245V243H199L198 244V246L199 245ZM3 245V246H4ZM39 245V244H38ZM62 245H60L62 248H63V246ZM83 245V244H82ZM86 245V244H85ZM197 245V244H196ZM201 245H200V247H201ZM217 245V244H216ZM197 246V248H199ZM4 247H6V246H4ZM11 247V246H10ZM18 247V246H17ZM58 247V246H57ZM64 247V248H65ZM72 247H73V245H72ZM112 247V246H111ZM144 247V246H143ZM231 247V246H230ZM237 247V246H236ZM40 248V247H39ZM74 248V247H73ZM80 248V247H79ZM112 248H114V247H112ZM112 248H110V249H108V251L110 252L111 250H112ZM205 248V247H204ZM220 248V247H219ZM3 249V248H2ZM1 249V250H2ZM5 249V248H4ZM4 249H3V251H4ZM72 249V248H71ZM76 249V248H75ZM75 249H74V251H75ZM106 249V248H105ZM6 250V249H5ZM172 250H169V251H172ZM201 251H202V249H200ZM236 250V249H235ZM13 251V250H12ZM113 251V250H112ZM191 251V250H190ZM189 251V252H190ZM197 251V250H196ZM204 251V250H203ZM231 251V250H230ZM239 251V250H238ZM8 252V251H7ZM36 252V253H35ZM34 253H35V256H40V251H35ZM58 252V251H57ZM60 252H61V250H60ZM71 252H73V250L72 251H70V254H72ZM78 252V251H77ZM198 252V251H197ZM1 253H2V251H1ZM24 253V252H23ZM33 253V254H34ZM105 254L107 253V252H104ZM111 253V252H110ZM156 253V252H155ZM168 254H167V256L168 255H170L169 253H171V252H167ZM184 253H185V251H184ZM183 253V254H184ZM5 254V253H4ZM55 254V253H54ZM53 254V255H54ZM66 254V253H65ZM69 254V255H70ZM165 254H166V252H165ZM164 254V256L163 257H167L166 255ZM174 254V253H173ZM187 254V252L185 253V255ZM194 254H196V253H194ZM198 255H199V252L197 253ZM68 255V254H67ZM178 255V254H177ZM180 255H181V253H180ZM184 255V256H185ZM25 256V255H24ZM30 256H32L31 254H29V257ZM52 256V255H51ZM55 256V255H54ZM73 256V255H72ZM107 255H105V257H106ZM109 256V255H108ZM172 256L173 255H171V257L169 258L168 257V259H171L172 258ZM174 256H176V254L174 255ZM173 256V257H174ZM248 256V255H247ZM28 257V258H29ZM64 257H66V256H64ZM63 257V259H60L59 261L57 260V262L55 263L54 262V264H71V262H72V260L71 259H68L69 258V256L67 257V258H64ZM163 257H162V259H163ZM198 257V256H197ZM197 257H195V259L193 260V261H196V263H198V259H197ZM40 258V257H39ZM51 258V257H50ZM49 258V259H50ZM57 258V257H56ZM62 258V257H61ZM71 258V257H70ZM137 258V257H136ZM149 258V257H148ZM179 258H182V257H179ZM178 258V259H179ZM202 258V257H201ZM261 258V257H260ZM48 259V258H47ZM46 259V260H47ZM99 259H100V257H99ZM106 259V258H105ZM158 259V258H157ZM167 259V258H166ZM166 259H165V261H166ZM167 259V260H168ZM55 260V259H54ZM53 260V261H54ZM70 260H71V262H70ZM161 260V259H160ZM172 260V259H171ZM211 260H212V258H211ZM264 260V259H263ZM26 261V260H25ZM142 261V260H141ZM176 261V260H175ZM174 261V262H175ZM178 261V260H177ZM192 261V260H191ZM209 261V260H208ZM261 261H262V259H261ZM100 262H101V260H100ZM102 262H104L103 261V259H102ZM101 262V263H102ZM143 262V261H142ZM163 261H161L160 263H162ZM173 262V263H174ZM263 262V261H262ZM46 263V262H45ZM49 263H50V261H49ZM95 263V262H94ZM98 263V262H97ZM100 263V264H101ZM106 263V262H105ZM160 263H158V264H160ZM166 263V262H165ZM189 263H191L189 260L187 261V260H184V261H182L181 262V264H189ZM195 262H193V264H194ZM51 264V263H50ZM53 264V263H52ZM99 264V263H98ZM164 264V263H163ZM168 264V263H167ZM236 264V263H235ZM264 264V263H263Z\"/></svg>",
	"mask_w": 264,
	"mask_h": 264
}]
</instances>
